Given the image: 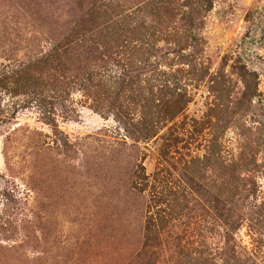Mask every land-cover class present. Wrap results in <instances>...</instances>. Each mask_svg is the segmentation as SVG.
<instances>
[{"label": "rangeland", "instance_id": "1", "mask_svg": "<svg viewBox=\"0 0 264 264\" xmlns=\"http://www.w3.org/2000/svg\"><path fill=\"white\" fill-rule=\"evenodd\" d=\"M0 264H264V0H0Z\"/></svg>", "mask_w": 264, "mask_h": 264}]
</instances>
